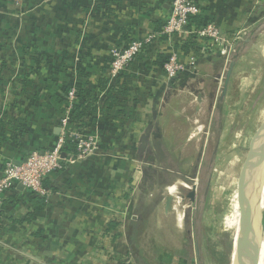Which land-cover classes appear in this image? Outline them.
I'll use <instances>...</instances> for the list:
<instances>
[{
    "label": "crops",
    "instance_id": "1",
    "mask_svg": "<svg viewBox=\"0 0 264 264\" xmlns=\"http://www.w3.org/2000/svg\"><path fill=\"white\" fill-rule=\"evenodd\" d=\"M193 1L204 21L216 24L227 38L247 34L237 43L232 68L211 40L185 33L169 41L158 35L112 79L110 51L160 34L172 0H0L5 2L0 9V61L5 62L0 177L7 162L20 165L32 153L54 146L62 101L73 86L86 92V100H96L90 116L94 124L89 117L81 129L99 138L97 156L65 162L48 177V196L39 198L22 186L6 193L0 206V264L231 262L238 232L232 240L225 236L234 228L233 213L242 217L254 182L264 174V119L247 139L234 204L217 209L219 191L211 174L228 161L222 151L232 141L227 117L240 114L247 124L264 105V0ZM173 54L196 68L169 89L163 62ZM190 85L197 93L189 104L198 113L194 125L207 106L209 121L194 127V134L177 137L207 148L211 133L216 130L218 136L210 160L206 150L200 152L193 173L180 174L163 164L174 153L164 155L160 148L168 145V119L177 121L184 114L177 102L179 95L191 94ZM111 96L115 102L108 107ZM261 114L264 118V107ZM66 155L76 156L72 151ZM173 180L177 187L170 186ZM260 242L255 237L254 245Z\"/></svg>",
    "mask_w": 264,
    "mask_h": 264
},
{
    "label": "built area",
    "instance_id": "2",
    "mask_svg": "<svg viewBox=\"0 0 264 264\" xmlns=\"http://www.w3.org/2000/svg\"><path fill=\"white\" fill-rule=\"evenodd\" d=\"M199 6L193 0H172V13L160 34H153L144 40H137L130 43L123 49L113 48L110 51L109 75L116 79L123 73L140 55L143 49L158 39V35L166 37L172 41L176 36L189 34L197 39L211 40L215 42L221 51L227 66L233 63L238 52L237 43L247 34L242 32L234 34L232 38H227L214 24H208L204 28L188 29L190 20L200 15ZM196 64L184 65L176 54L169 56L163 62V70L166 76V86L169 89L176 87L180 77L184 73L194 74ZM78 88L71 87L66 97V104L60 119V135L54 146L45 153L34 152L25 162L17 165L7 162L4 165L0 177V206L9 191L22 186L38 197L44 198L49 195L45 187L48 177L64 168L65 162L75 160H86L97 156L99 153V138L97 134L78 129L72 122L74 109L78 100ZM67 151H72L74 155H66ZM145 165V164H144ZM127 264H134L128 262Z\"/></svg>",
    "mask_w": 264,
    "mask_h": 264
},
{
    "label": "rangeland",
    "instance_id": "3",
    "mask_svg": "<svg viewBox=\"0 0 264 264\" xmlns=\"http://www.w3.org/2000/svg\"><path fill=\"white\" fill-rule=\"evenodd\" d=\"M1 5L5 7V2L0 4V9L2 7ZM4 12H5V8H4ZM235 61H236V58L233 60V63L231 65H234ZM255 62L257 63L258 61H255ZM190 89H191L190 90L191 94L179 95L181 96L180 97L181 99L178 100L177 104L179 107H181V110L184 111V114L180 115V117L176 119L177 121H173V119L171 118L168 119L169 122L167 124L169 125V128H168L169 130L166 135L169 137V140H167L168 145L160 148V150L162 151L164 155L166 154V152L174 153V155H172L171 157V161L169 162L167 161L163 164L170 168L171 167L175 168L176 167L175 164H176L180 168V170H175L174 168L172 169H174L177 172H180V174L181 173L182 174H186V173L192 174L193 173L194 165L196 164V160L200 152L203 154V152L206 150L205 152L207 154V160H210L209 154H210V151L212 152V150L214 149L215 137L218 136V133H215L216 130L214 131V134L213 132L211 133L210 135L211 140L207 148H205L203 144L201 143H200L201 145L199 146L198 144L196 146L192 144L186 145L185 138L187 137L185 138L177 137L179 133L180 135H185V136L188 134V132L189 134L190 133L194 134V131L192 130L194 127L195 128L205 127L207 125V122L209 121L208 111L210 108L209 106H207L205 109V115L204 114L202 115L200 119V123L197 125H194V120L196 119L198 113H195L190 108L189 104L195 100L194 98L197 96V93L193 92L192 90L194 89L193 85H190ZM189 95H193L194 97L189 96ZM220 95H221V92L218 94L217 100H215L216 102L219 101ZM211 104H213L212 101H211ZM213 105H215V103ZM217 107H219V103L217 104ZM263 107L264 105L260 107L259 110L255 112L254 114H250V117L248 119L249 123L247 122V124L243 120V117L240 116V114L233 113L232 116L229 115V117H227L226 127L228 126V129H227L228 137L232 139V141L230 140L231 142L229 143L230 145H228L227 147H223L222 151L226 153V155L223 157L228 161L224 163H218L215 167L216 168L215 171L217 174H211V177L213 179L212 185L215 189L219 191L218 193L219 195L216 196L214 199L215 205L217 204L216 205L217 209H219V207L226 208V205H228V203L234 204L232 202L233 200L232 198L237 190L236 186H237V181L239 178L240 169H241L242 163L245 159V156L248 150L247 139L250 140L252 137H254V135L256 134V131L258 130L260 126V123L264 119L263 115L261 114ZM247 126L249 127V129L247 128ZM202 132H204V129ZM239 133H240V136L239 137L236 136ZM242 134L244 138H242ZM245 135H247V138H245ZM199 138H201V136ZM202 138H203L202 142H204L205 137H202ZM225 139H228V138H225ZM232 143H237V144L239 143L241 145L237 146V144H234L232 146L231 145ZM174 144H176V146ZM152 150L154 151V149ZM223 157H221L220 159H222ZM146 168L149 169L148 166ZM263 172H264V169H263ZM263 178H264V174H259L258 179L254 182L253 190H255V192H253L252 198L254 194L256 193V190L260 187V183L262 182ZM170 186L177 187L178 186L177 181L174 182L173 180ZM234 198H235V205L237 207L236 196ZM233 215L235 217L233 221L234 228L228 231L229 233L227 234V236H225V238L227 237V239H231L232 237H234V234L236 233L237 225H238V232L241 228L243 218L241 217L239 219L236 211H234ZM262 224H264V217L262 219ZM172 237L173 239L177 238V236H172ZM256 239H258V242H260L261 240L260 242L261 244H259V250L257 252L254 251L253 250L254 249L253 244L255 241L254 239L252 247H251V252H253L254 253L253 255H255L254 264H264V226L263 225H260L259 228L257 229ZM244 259H243V264L245 263ZM228 264H231V262Z\"/></svg>",
    "mask_w": 264,
    "mask_h": 264
},
{
    "label": "water",
    "instance_id": "4",
    "mask_svg": "<svg viewBox=\"0 0 264 264\" xmlns=\"http://www.w3.org/2000/svg\"><path fill=\"white\" fill-rule=\"evenodd\" d=\"M232 68V66H231ZM232 69L228 70L224 83L223 94L227 92V87L231 77ZM147 143V142H145ZM143 150V147H141ZM27 160V158H26ZM25 160V161H26ZM252 204V196L248 197L244 202V210L242 214V224L235 240L231 264H243V259L247 257L248 264H254L255 255L251 252L253 241L256 237L257 229L261 225L264 217V196L258 197L256 202ZM248 212V213H247ZM254 245V244H253ZM254 251H258V245H254Z\"/></svg>",
    "mask_w": 264,
    "mask_h": 264
},
{
    "label": "trees",
    "instance_id": "5",
    "mask_svg": "<svg viewBox=\"0 0 264 264\" xmlns=\"http://www.w3.org/2000/svg\"><path fill=\"white\" fill-rule=\"evenodd\" d=\"M207 25H208V22H205L204 19L201 17V14H200L197 17H194L190 20V24H189L188 29L190 30V29H192V27H195L197 29H201ZM0 62H2V61H0ZM4 72H5V62H2V63H0V83L2 82ZM70 89L71 88H68L66 90V93H65L66 97H67V94H68ZM85 93L86 92L83 91L82 89L81 90H80V88L78 89V96H77L78 100H77L76 105H75L73 119H72V122L75 124V126L78 129H81L84 126L88 125L85 123V120L87 118H89L91 116V114L95 111L94 104H95L96 100H94V99H91L89 101L86 100L87 95ZM110 95H111V93L109 94V96ZM62 102H64L66 104V98H63ZM114 102H115V99H113V97L111 96V97H108L106 104L108 107H112L113 106L112 104ZM92 117H93V115H92ZM90 121L93 122L92 123V125H93L95 119L93 118V120H92L90 117ZM1 123H2V121H0V125H1ZM175 166H176L175 168L171 167V169L174 168L175 170H180V168L176 164H175ZM39 198H41V197H39Z\"/></svg>",
    "mask_w": 264,
    "mask_h": 264
},
{
    "label": "bare ground",
    "instance_id": "6",
    "mask_svg": "<svg viewBox=\"0 0 264 264\" xmlns=\"http://www.w3.org/2000/svg\"><path fill=\"white\" fill-rule=\"evenodd\" d=\"M262 195L264 196V178L262 179V182L260 183V187L256 190V193L254 194V196L252 198L251 206L256 202L258 197H261ZM260 229H261V227H260ZM237 232H238V225H237V229H236V235H237ZM235 239H236V236H235ZM244 260H245L244 264H248L247 257Z\"/></svg>",
    "mask_w": 264,
    "mask_h": 264
}]
</instances>
